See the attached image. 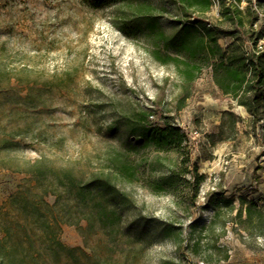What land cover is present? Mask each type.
Instances as JSON below:
<instances>
[{
	"label": "rangeland",
	"instance_id": "rangeland-1",
	"mask_svg": "<svg viewBox=\"0 0 264 264\" xmlns=\"http://www.w3.org/2000/svg\"><path fill=\"white\" fill-rule=\"evenodd\" d=\"M145 2L166 10L159 26L168 34L216 25L224 48L237 41L252 52L262 35L257 50L264 51V0H252V29L223 15L237 4L246 12L248 0H213L205 14L175 0H0V204L10 208V194L34 185L36 160L59 193L108 172L112 146L140 168L139 180L127 185L137 209L113 225L89 222L88 194L69 215L81 221L57 229L64 246L80 249L51 251L35 238L39 253L19 264H264V239L235 225L231 210L242 197L264 205V120L253 121L222 94L209 67L186 93L175 68L154 60L147 40L127 35L121 28L141 18ZM166 122L186 134L206 176L195 202L184 176L175 187L162 185L181 170L177 151L140 141L146 128ZM45 200L53 205L56 197ZM60 202L71 206V195ZM13 211L20 212L19 203Z\"/></svg>",
	"mask_w": 264,
	"mask_h": 264
},
{
	"label": "trees",
	"instance_id": "trees-1",
	"mask_svg": "<svg viewBox=\"0 0 264 264\" xmlns=\"http://www.w3.org/2000/svg\"><path fill=\"white\" fill-rule=\"evenodd\" d=\"M175 1L198 14L208 13L213 7V0ZM241 1L236 0L237 3ZM138 11L141 18H136L133 26H123L121 29L127 35L147 40L154 60L175 68L186 93L189 86L209 67L213 83L222 94L233 97L239 105L246 107L253 121L264 120V51L257 50V42L262 35L255 39L252 52H246L237 41L224 48L219 42L224 32L218 30L216 25H203L199 33L181 27L178 32L168 34L159 26V15L166 11L164 8L145 2ZM223 15L225 20L240 28L252 29L258 19L252 8V0H248L246 12L237 4L224 10ZM188 97L189 94L185 96ZM228 114L232 117L235 127L234 114ZM165 125V128H146L140 134V141L144 146L153 147L158 152L177 151L178 166L181 170H172L163 179L162 185L175 187L184 176L190 187L189 199L195 202L206 176L200 172L198 162L193 159L191 149L186 145V134L169 122ZM112 149L108 172L94 175L91 185L73 184L74 187L71 188L66 186L62 194L53 188V179L50 180L46 173H42L43 160H36L31 164L30 175L34 185L26 190L19 186L10 194V208L0 204V264H19L36 251L39 253L35 238L42 240V247L50 248L51 251L67 249L74 252L80 249L64 246L57 237V229H60L62 223L77 225L81 221L82 218L71 221L69 215L72 212L79 213L80 204L88 199V194L91 195V202L87 206L84 219L89 222L96 219L102 224L113 225L121 221L126 211L137 209L127 185L139 180L140 168L130 161L126 153L114 146ZM65 193L71 195V206L66 207V204L60 202ZM48 195L56 197L53 205L46 202L45 197ZM218 201L213 200L215 206ZM225 202L231 205L234 199H227ZM18 203L20 212H10ZM233 208L236 209V214L232 216V222L240 225L250 236H260L264 239V205L242 197L239 207L232 206L231 210ZM60 219L63 221L60 222Z\"/></svg>",
	"mask_w": 264,
	"mask_h": 264
}]
</instances>
